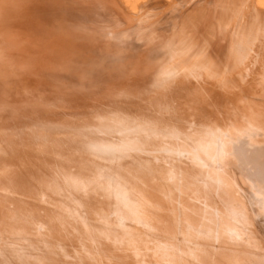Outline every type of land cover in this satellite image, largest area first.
Instances as JSON below:
<instances>
[{"label": "rangeland", "instance_id": "obj_1", "mask_svg": "<svg viewBox=\"0 0 264 264\" xmlns=\"http://www.w3.org/2000/svg\"><path fill=\"white\" fill-rule=\"evenodd\" d=\"M127 1L0 0V264L207 261L204 245L191 242L196 197L188 182L196 161L202 162L200 169L206 168L193 153L190 138L184 137L193 131V114H187L197 51L191 41L220 25L223 11L219 10L227 1L149 0L140 11L130 8L135 2ZM243 8L241 14H231L236 19L230 20L233 28L245 18L243 12L247 17L252 11L250 5ZM258 44L251 58L229 64L235 69L228 68L226 75L235 82V90H242L240 98L231 97V104L264 98V48ZM210 79L211 84L223 80L215 75ZM216 85L214 93L222 94ZM174 100L185 102V116L178 115L180 104ZM232 113L236 116L232 122H242L241 112ZM233 131L234 126L228 136ZM26 147L36 160H22L27 158L22 156ZM212 147L216 156L225 150L221 145ZM223 163L222 168H208L231 182L228 196L222 183L221 191L212 184L193 188L210 201L207 211L214 220L221 211L224 215L219 217H226L224 223L229 219L230 227L238 221L243 229L247 225L256 235L262 261L264 208L255 215L256 206L249 204L248 196L262 198L264 182L259 186L234 164ZM182 178L185 188L178 183ZM178 191L192 201L180 204L175 197ZM223 231L218 235L220 245L225 247L231 240L234 248L233 234ZM123 239L133 248L122 245ZM231 248L223 255L236 254Z\"/></svg>", "mask_w": 264, "mask_h": 264}, {"label": "bare ground", "instance_id": "obj_2", "mask_svg": "<svg viewBox=\"0 0 264 264\" xmlns=\"http://www.w3.org/2000/svg\"><path fill=\"white\" fill-rule=\"evenodd\" d=\"M130 1L135 2V5L130 4V8H134V10L137 11L136 9H139V8L142 9L145 6L147 7L148 5L146 4V1H149V0H129V1H127L128 4L130 3ZM144 1H145V3H144ZM218 1L220 2V0H218ZM226 1H227V3H225L224 6H222V10H221V8L219 10V11H223V12H221L223 14V16H221L220 13H217L221 16V18H219L220 19L219 20L220 25H219V23H217L215 25L213 24L214 26L211 29L208 28L206 30L207 35H205L204 38L199 36L198 40H196V41L192 40L191 41L192 42L191 44L193 45V47L197 51L196 53L194 52V61H193L195 79H192L193 80V87H191L192 88L191 89L192 99H190V100L192 103L191 102L190 103H191L192 107L189 111V114H187L190 117L193 114L192 115V118H193V128L192 129H193V131H191L189 134H186L184 137L190 138V140L192 141L193 153L196 154V157H198L200 160H204L203 163H205V165H206L205 167L207 168V170H206V168H202V167L200 169L199 166L202 162L201 161L198 162L195 160L198 164H196V162H195L193 179L191 181V184H190V182H188L189 185H191V188L193 190H195V192H194L195 197H196V199L194 198L195 201L194 200L192 201L191 198L187 199L186 196H184L185 193L182 191H178L177 194L175 195V197L178 195L176 198V201L178 200L179 202L181 201V202L186 203V201H188V200H190V202L192 201V207L191 208L193 210L192 211L193 213H192V218H191V220H192L191 230H192V235H193L192 239L193 240L191 242H194V243L198 242V243H200L199 245H201V244L204 245V249H205L204 251L206 253L205 258H207V261H208V262L206 261L205 264H211V262H212V264H225L224 261H222L221 259H225L229 264H233V261L236 258H238V259L235 261H239L241 264H245L246 262H247V264H264V260L261 261V258L258 257V254H259V252H258L259 250H257L258 245H256V243H255V242H257V241H255L256 235H255V237L252 236L251 231H248L245 228V226H247V225L244 226V229L242 228L243 225L242 226L239 225L242 228L241 229L239 226H237L238 222H239L238 221L237 224L235 223V226L231 225V227H230V225L228 224V223H230L229 219H227V222L225 221V223H224V220L226 217L225 218L219 217L220 216L219 214L224 215V213H221V211H220V213H218V216H217L218 219L216 218L214 220L215 217L213 218L212 215L210 214V212L208 213V211H207L208 209H210L209 208L210 201L208 200V202H207V200L203 199L201 195L199 196L198 193L196 192V189L193 188L194 185L196 187V185H199V184L205 185V186L212 184L215 187H218L220 189L221 188L220 184L222 183V186H223V184H225L224 186H227V187H225L226 190L224 191V194H225V196H228V195H226V192L227 193L230 192V190H231L230 188H232V187H230L231 182H229V184H228V181H226L227 179H224L222 177V175L220 178L219 177L220 175L217 176V173H214L212 168L211 169L208 168V166L211 167V165L212 166L221 165L220 163H222L223 161L226 164H230V163L234 164L236 166V168L240 169V170L237 169L239 172L240 171L243 173L246 172L244 174L248 175L249 180L250 179H252V181L254 180L255 184L259 185L260 183L262 184V182H264V127L262 124V122L264 123V104H263L264 98H262V101H261L262 103L256 102L257 100L255 99V97L250 96V98L252 97L251 100L245 101L244 98H243V100L245 102H241V100H240V102H236V101L232 100L233 104H231V102H230L231 97L234 98L235 96H237V99L240 98V96H238V95L240 94V92H242V90H240V89L235 90L233 87L235 82H233V79L230 78L228 76V74L226 75L228 68L233 69L235 67L234 65L230 66L229 64H231V63L234 64L233 62L239 63V61L241 59L242 60L248 59V57L251 58L250 53L253 52L254 50H257L255 48L259 47L258 41L263 43V48H264V42L262 41V40H264V0H225V2ZM156 3H157V1H156ZM221 5H222V3H221ZM249 5L251 6L252 11L251 12L249 11L250 12L249 15L247 13V17H246V13L243 12V15H245V18L243 19L241 17L243 19V21L240 24H237L238 23L237 22L236 25L234 23V25L236 27L233 28V23H232V26L230 24V22H231L230 20H234V19H231V17H233L231 14L232 13L235 14L236 12L239 13L241 8H243L244 6H246V8H248ZM218 6H219V4H218ZM141 9H139V11ZM213 12H214V9H213ZM238 13H236L235 15H237ZM239 14H241V13H239ZM235 17H237V16H235ZM238 19H240V18H238ZM195 20L193 21V23L191 22L193 28L195 27V25L197 26ZM235 21H236V19L234 20V22ZM163 24H164V21H163ZM187 25H188V23H187ZM173 27H174V25H173ZM175 27H177V26H175ZM174 28H172V29H174ZM208 30H210V31H208ZM191 33L193 34V32H191ZM213 38H217V41H219V42H217V41L212 42L211 40ZM216 52L220 53V55L215 56ZM254 56L257 57V53H256V55L254 54ZM238 63H236V64H238ZM261 65L264 67L263 61L261 62ZM215 69H216V71H215ZM214 75H215V79H218L219 77L223 79V80H220L218 83H216L222 89V91H223L222 94H218L216 92L214 93V91H213L217 85L211 84L210 76H214ZM183 77H184V75H183ZM200 77H205V78H200ZM199 79H202V81ZM178 91L182 92L181 88H180V90L178 89ZM161 95H163V94H161ZM173 95H174V93H173ZM177 95H175V97ZM182 95L180 96L181 99L184 98L183 93H182ZM165 96H167V95L165 94ZM191 96H190V98H191ZM162 98H163V96H162ZM178 98H179V96H178ZM164 99H165V97H164ZM175 99H177V98H175ZM184 99H187V98H184ZM177 100L180 101L179 99H177ZM171 101H172V99H171ZM182 101H184V100L182 99ZM175 102L180 104L177 101H175ZM173 104H175V103L173 102ZM184 104H185V102H181V104L179 106L180 108H177V109H179V113H180L178 115H184L185 116L186 110L185 111L183 110ZM166 106H167V104H166ZM174 106H178V105H174ZM232 112H236V113L241 112L242 116L244 118L242 120V122H239V124H237L238 120H236V122H234V121L232 122V119L236 117V116L233 117ZM169 114H170V112H169ZM233 126L235 128V132L233 131L234 133L228 136L229 129ZM260 127H263V129H261ZM260 134H261V136H259ZM32 136H33V134H32ZM27 140H29V139H27ZM212 145H221V146H223V148L225 150H223L221 152V150L219 149L218 151L221 152L222 154L216 156L214 153L216 151L213 149ZM218 147L220 148V146H218ZM227 148H229V149H227ZM74 149L77 150L76 148H74ZM22 151L25 152L22 156H25V157L27 156V158H23V159L19 158V160H21V159L26 160L28 158H32V161L36 160L37 157H35L33 154H30L31 157L29 156L28 151H31V148L26 147V148H23ZM67 154H68V152H67ZM70 154L72 155V153H70ZM207 154H209V155H207ZM22 156H20V157H22ZM209 156H211V157H209ZM26 161H28V160H26ZM73 164H75V163H73ZM221 168H222V165H221ZM37 170H39V169H37ZM243 173H241V174H243ZM234 174H235V172H234ZM238 175H239V173H238ZM166 177H169V175L165 176V178ZM217 177H219L218 182H217ZM224 177L226 178V176H224ZM234 177H236V176H234ZM165 178H163V179H165ZM100 179H101V177H100ZM168 179H170V177ZM168 179L166 178L165 180L168 181ZM189 180H191V179H189ZM169 181L166 183L167 185H168ZM150 183H152V182H150ZM178 183L182 184V186L184 187L186 182H185L184 178H182V180L178 181ZM152 184H150L151 186L149 185L150 186L149 188L152 187ZM255 184H253V185H255ZM249 185H251V184L249 183ZM171 187H172V185H171ZM174 187H176V186H174ZM252 187L254 188V187H256V185L252 186ZM167 188H168V190L170 189L169 187H167ZM184 188H182L183 191H185ZM199 188H201V187H199ZM199 188H197V189H199ZM108 189H109V187H108ZM172 190H173V187H172ZM199 190L201 191V189H199ZM160 191L159 192L157 191V193L159 194ZM220 191H221V189H220ZM251 191H253V190H251V187H250L249 192H251ZM258 191H259V193H261V189H258ZM247 192H246V194H247ZM255 192L257 194H259L257 191H255ZM251 193H253V192H251ZM173 194H175V193H173ZM151 195H156V194L154 193ZM166 195H167V193H166ZM170 195L171 194H169V196ZM159 196H157V197H159ZM175 197H174V199H175ZM248 197H250L249 198V204L252 206L253 205L256 206L254 208L252 207L255 215L260 216L261 214L259 212H260L261 206H262V208H264V195L262 196V198L260 196L257 197L256 195L255 196L252 195V197L250 195ZM176 201H175V203H176ZM229 201L232 202L231 200H229ZM181 202H180V204H181ZM240 206H241V204H240ZM214 207H215V205H214ZM198 210H199V212H198ZM239 211H240L239 212V214H240L241 210H239ZM216 215H217V212H216ZM237 216H238V213H236L235 218H237ZM211 218L214 220V222L212 224L210 223ZM245 218L246 217H244V220H245ZM223 224L225 226V229L222 226ZM219 225H220V229H219ZM221 229H223L225 231H223ZM222 231H223V233L226 232L225 234H227L228 231L231 233V235L233 234V236H232L233 238L232 237L231 238L229 237V238L232 239V241L235 240L234 243H236V244H234L235 245L234 248H231L232 247L230 245L231 240L228 243H226V246H225L226 249H224L225 248L224 245H222V244L220 245V241H219L220 238H218V235H222L221 234ZM253 233H255V232H253ZM228 235L230 236V234H228ZM123 237H124V235H123ZM227 238L228 237H226V239ZM125 239H123L124 243H122V240H121L118 244H121V243H122V245L127 244L126 245L127 249L128 250L132 249L133 246L130 243H128L127 240H125ZM150 242H151V240H150ZM260 243H261V241H260ZM196 246H198V245H196ZM148 248H149V246H148ZM177 248H180V247H177ZM187 248H188V246H187ZM230 248H231V252H232V249H235V251H233V252H236V254H232V253H230V251H227V252L225 251L226 254L223 255L224 254L223 251L227 250V249L230 250ZM236 248L240 249V250L243 249L245 254H241L240 251L236 250ZM181 250H183V249H181ZM184 251L185 250H183V252ZM204 251H203V253H204ZM203 256H204V254H203ZM262 257H264V256H262ZM107 259H109V258H107ZM245 260H247V261H245ZM235 261H234V263H235ZM242 262H244V263H242ZM240 263H238V264H240Z\"/></svg>", "mask_w": 264, "mask_h": 264}]
</instances>
